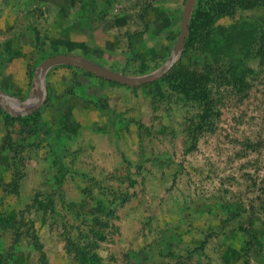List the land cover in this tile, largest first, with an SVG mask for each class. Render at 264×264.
<instances>
[{"label": "rangeland", "instance_id": "rangeland-1", "mask_svg": "<svg viewBox=\"0 0 264 264\" xmlns=\"http://www.w3.org/2000/svg\"><path fill=\"white\" fill-rule=\"evenodd\" d=\"M52 1L65 6L59 27L46 25L51 12L42 6L0 10L4 94L35 96L40 63L59 53L128 76L155 71L173 53L185 2ZM251 1L257 5L217 18L215 32L263 20L264 0ZM34 16L38 21L27 23ZM34 24L39 37L29 34ZM252 32L244 28L241 36ZM37 37L51 43L38 47ZM245 54L241 89L225 77L215 85L218 116L208 131L192 129L197 107L161 80L181 56L161 78L140 86L104 88L81 69H60L58 81L72 86L76 104L62 109L61 147L34 146L35 129L7 119L23 110L8 112L3 101L0 264H80V251L86 258L94 253L100 264H264V59ZM83 85L107 100L113 126L91 110L100 131L81 125ZM91 218L108 227L92 228Z\"/></svg>", "mask_w": 264, "mask_h": 264}, {"label": "trees", "instance_id": "trees-1", "mask_svg": "<svg viewBox=\"0 0 264 264\" xmlns=\"http://www.w3.org/2000/svg\"><path fill=\"white\" fill-rule=\"evenodd\" d=\"M256 5L257 3L251 0H195L194 2L181 58L176 67L161 80L181 100L192 102L197 107L198 112L192 126L195 131H208L214 126L218 116L213 102L217 81L225 77L240 90L247 71L245 53L253 52L264 59V19L231 25L232 31L227 35L216 33L214 28L217 18L232 16L239 9ZM247 27L253 29V32L248 39H244L241 31ZM37 114L38 111L11 113V115L7 114V119L36 129ZM88 225L92 228L108 227L107 221L102 223L98 218H91ZM103 239L104 237L100 240ZM79 255L80 264H100L99 258L94 253L87 258V253L80 251Z\"/></svg>", "mask_w": 264, "mask_h": 264}, {"label": "crops", "instance_id": "crops-1", "mask_svg": "<svg viewBox=\"0 0 264 264\" xmlns=\"http://www.w3.org/2000/svg\"><path fill=\"white\" fill-rule=\"evenodd\" d=\"M0 3L2 4L0 6V10L5 13V11H29L32 10L35 12L40 8V6L43 7V11H49L48 17L45 20L46 25L47 24H52L53 22L55 25L59 27L61 24V14L64 16V11H65V6L62 4L60 1H52V0H0ZM32 6V7H30ZM53 15V16H52ZM48 19V20H47ZM38 21L37 16H34L32 20L27 21V23H36ZM30 24V23H29ZM29 26V25H28ZM31 26V25H30ZM36 24L33 25V29L29 27L28 31L30 35H33L34 37L37 35L38 37L40 36L39 33H37V29H35ZM39 32V31H38ZM37 37V38H38ZM36 38V39H37ZM38 40V41H37ZM37 41L38 43L42 41L38 47L42 44H47L51 43V39L48 38H38ZM58 43H62L63 39L57 41ZM60 54V53H59ZM68 54V53H65ZM67 64H60L53 66L50 68L46 74V89H47V96L45 98V101L43 105L37 109L38 114L36 115V129L35 132L32 133L33 137V145L38 146L40 145L42 148L47 147L50 145L52 148L53 147H61L63 144V130L65 129L64 121H62V117H60L63 112L62 109H65L69 106H74L75 103V98L72 97V93H69L71 90L70 85L64 84L61 81H58V74L60 73V69H71V70H76V69H81L79 67L71 66L68 67L66 66ZM83 73L87 72L83 69H81ZM85 71V72H84ZM89 73V72H88ZM94 75V74H93ZM91 76V75H89ZM94 77H97L94 75ZM98 79H101L104 82L98 83V85L107 88L108 85H113L110 81L104 80L100 77H97ZM122 85V84H121ZM89 85H83L85 89L84 92L79 94V97L77 101H79V105H81V108L79 109V112L76 113V117L78 118L79 122L82 124H85L87 126V130H90L92 132H99L100 127H97L96 125L98 124L96 119H93V117H90L88 115V111H93V112H98L99 116L102 115H107L110 119L111 126L114 124V110L112 108H109V105H107V100L102 98L100 95H92L89 94L87 91H90L88 88ZM63 88L65 90L64 93H60V89ZM37 91H38V83H37ZM74 91V90H72ZM37 94V92H36ZM35 94V96H36ZM33 97H29L28 99H32ZM92 96V98H90ZM27 100V99H26ZM51 108V111L53 114L48 115V113H45L44 110L46 107ZM62 110V111H61ZM35 112V111H34ZM58 112V113H57ZM19 114V113H17ZM63 116V115H62ZM75 116V115H74Z\"/></svg>", "mask_w": 264, "mask_h": 264}, {"label": "water", "instance_id": "water-1", "mask_svg": "<svg viewBox=\"0 0 264 264\" xmlns=\"http://www.w3.org/2000/svg\"><path fill=\"white\" fill-rule=\"evenodd\" d=\"M195 0H185L182 14H181V24H180V30L179 35L177 39L176 46L173 50V53L170 57V59L165 62L163 65H161L158 69L155 71L144 75L140 77L136 76H128L121 73H116L110 70H107L105 68H102L84 58H81L79 56L73 55V54H65L60 53L53 56H50L46 59H44L39 66L38 73L36 74L35 78L38 83V91L34 98L27 99V100H21L14 98L10 95L4 94L0 90V104L3 101H7L10 103V105H6V108L8 112L12 110V106L14 107H20L22 109V112H34L37 109H39L47 96V89H46V74L50 68L56 65L60 64H67L75 67H79L91 74L96 75L97 77H100L104 80L115 82L122 85H128V86H140L144 84H148L152 81H155L159 78H161L165 73H167L174 64L179 60L182 51L185 47V39L188 32V23L189 18L193 9V4Z\"/></svg>", "mask_w": 264, "mask_h": 264}]
</instances>
